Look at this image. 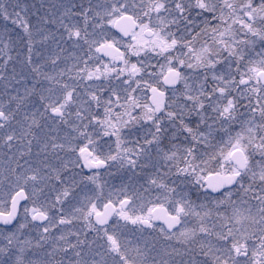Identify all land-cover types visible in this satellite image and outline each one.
<instances>
[{
	"label": "snow or ice",
	"instance_id": "obj_1",
	"mask_svg": "<svg viewBox=\"0 0 264 264\" xmlns=\"http://www.w3.org/2000/svg\"><path fill=\"white\" fill-rule=\"evenodd\" d=\"M0 264H264V0H0Z\"/></svg>",
	"mask_w": 264,
	"mask_h": 264
}]
</instances>
